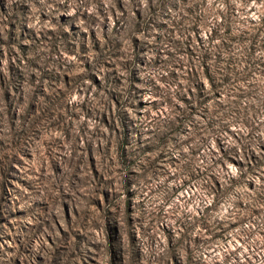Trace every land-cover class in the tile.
Segmentation results:
<instances>
[{
	"label": "rangeland",
	"instance_id": "rangeland-1",
	"mask_svg": "<svg viewBox=\"0 0 264 264\" xmlns=\"http://www.w3.org/2000/svg\"><path fill=\"white\" fill-rule=\"evenodd\" d=\"M0 264H264V0H0Z\"/></svg>",
	"mask_w": 264,
	"mask_h": 264
}]
</instances>
